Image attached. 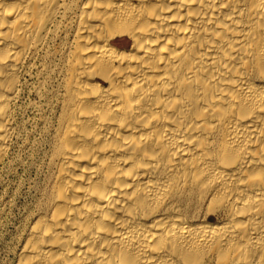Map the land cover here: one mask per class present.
<instances>
[{
    "label": "bare ground",
    "instance_id": "1",
    "mask_svg": "<svg viewBox=\"0 0 264 264\" xmlns=\"http://www.w3.org/2000/svg\"><path fill=\"white\" fill-rule=\"evenodd\" d=\"M33 120L15 264H264V0H0V182Z\"/></svg>",
    "mask_w": 264,
    "mask_h": 264
},
{
    "label": "rangeland",
    "instance_id": "2",
    "mask_svg": "<svg viewBox=\"0 0 264 264\" xmlns=\"http://www.w3.org/2000/svg\"><path fill=\"white\" fill-rule=\"evenodd\" d=\"M120 43L130 45V42L125 37L120 39ZM31 98L34 102H40L42 106H46L45 101L36 99L37 96L32 95ZM24 103L25 109H27V115L25 114L27 120L34 117L38 120L39 115L31 107H28L29 100L25 99ZM45 108L46 116L48 118L49 116L52 117L51 109ZM19 117L21 118V115L19 116V113H17L18 125ZM39 124L40 127L44 126L41 122ZM33 127L34 120L33 122L29 121L27 123V132L23 131L24 139L21 141V145L19 146L18 139L12 150V165L8 164L4 171H2L0 182V264H15L17 262L19 256V233L25 224L27 211L29 208H34L39 197V190L46 184L48 174L46 170L51 150V138H49L50 136L47 135L45 130L33 131ZM27 136L29 137L30 144L26 142ZM20 156L22 159H20ZM220 219V215L211 214L209 222L215 223Z\"/></svg>",
    "mask_w": 264,
    "mask_h": 264
}]
</instances>
